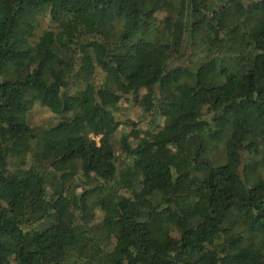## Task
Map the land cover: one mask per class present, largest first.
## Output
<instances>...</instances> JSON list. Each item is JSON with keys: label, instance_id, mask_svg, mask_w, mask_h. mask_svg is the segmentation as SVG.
<instances>
[{"label": "trees", "instance_id": "obj_1", "mask_svg": "<svg viewBox=\"0 0 264 264\" xmlns=\"http://www.w3.org/2000/svg\"><path fill=\"white\" fill-rule=\"evenodd\" d=\"M0 264H264V0H0Z\"/></svg>", "mask_w": 264, "mask_h": 264}, {"label": "rangeland", "instance_id": "obj_2", "mask_svg": "<svg viewBox=\"0 0 264 264\" xmlns=\"http://www.w3.org/2000/svg\"><path fill=\"white\" fill-rule=\"evenodd\" d=\"M44 27H45V24H41V27H39L38 29H42ZM140 30L142 33L143 29H140ZM119 104L121 107L120 112L122 114H124L125 118L130 119L134 123L138 122V117L140 115L139 108H137L136 106L130 107V106H128V104H126L125 102H121V101L119 102ZM88 111H89V115H90V113L92 114L90 109ZM29 118H30V124L34 125L35 127L36 126L46 127L50 124V122H52V118H50L49 114L47 112H45L44 110H41L38 108H34L32 110V112L29 114ZM138 131H140V132L134 133V132H130L129 130H126V132H128V135L131 139H134V138L136 139L137 135L138 136L141 135L142 128H141V130H138ZM130 173H131V170H130ZM130 173H129V175H130Z\"/></svg>", "mask_w": 264, "mask_h": 264}]
</instances>
